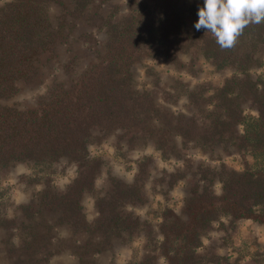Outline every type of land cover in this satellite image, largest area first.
<instances>
[{
	"label": "trees",
	"instance_id": "1",
	"mask_svg": "<svg viewBox=\"0 0 264 264\" xmlns=\"http://www.w3.org/2000/svg\"><path fill=\"white\" fill-rule=\"evenodd\" d=\"M108 2L0 0V170L19 163L48 170L62 159L77 166L63 191L44 185L34 206L19 207L17 224L0 218V229L12 225L0 242L5 258L0 264H48L64 249L78 264L88 259L96 264L95 258L123 235L141 239L145 250L129 264H157L158 258L164 264H205L197 249L214 223H264V21L250 23L234 47L222 49L211 32L194 27L204 0H129L126 10ZM97 33L104 36L101 42ZM72 42L81 43L83 55L64 63L68 81L62 82L50 70H55L51 66L58 49H69ZM184 55L190 56L186 62ZM157 58L175 72L171 93L138 87L134 66ZM201 60L231 75L215 86L177 79L187 65L199 71ZM145 73L154 80L149 85L158 84L154 69L146 67ZM47 78L45 92L32 106L4 104L23 87ZM179 97L193 110L166 106ZM245 102L254 115L244 114ZM94 130L101 138L122 132L120 138L134 147H151L160 161L176 160L182 166L169 176L163 169L153 179L148 170L156 160L143 156L132 181L109 179L98 192L94 185L102 161L88 154L97 138ZM186 149L202 158L186 178L193 184L189 196L178 208L156 211L158 222L152 223L147 212L136 214L148 202L145 188L153 181L163 194L192 169ZM235 153L243 156L240 169L220 161ZM86 197L95 210L92 221L82 205ZM62 230L69 239L60 238Z\"/></svg>",
	"mask_w": 264,
	"mask_h": 264
},
{
	"label": "rangeland",
	"instance_id": "2",
	"mask_svg": "<svg viewBox=\"0 0 264 264\" xmlns=\"http://www.w3.org/2000/svg\"><path fill=\"white\" fill-rule=\"evenodd\" d=\"M4 1L8 0H2V2ZM128 1L109 0L107 4L118 3L122 5V10H126ZM96 38L101 42L104 36L102 33H97ZM82 51L81 43L79 42H72L69 49L61 46L58 49L56 60L51 66L56 71L50 70L54 78L62 82H67L68 78L62 72V66L74 54L82 56ZM189 57V55L182 56L183 61L186 62ZM90 58L87 57L86 59L89 61ZM82 62L86 63L87 61L83 59ZM200 62L198 65L199 71L193 70L187 65L186 73L184 71H178L176 73V77L177 75L182 76L177 79L187 81L190 84L215 86L219 85L225 78L231 75V71L228 69L214 71L209 64L204 63L202 60ZM146 67L152 68L158 73L160 81H158L157 85L151 86V84H148L153 78L146 77ZM170 68L171 65L161 58L145 60L141 64H136L133 71L138 87L142 88L146 85L147 87H151L155 92H159L160 95L164 91L171 93V87L175 84V77L173 78L175 72L169 73ZM50 80V78H47L44 82L37 81L31 87H23L17 95L5 101L4 104L18 108L32 106L35 103L36 96L45 92ZM184 98L179 97L168 100L169 103L166 102V106L173 111L182 110L185 113L192 111L193 107L188 105ZM242 106L244 108V114H255L249 102L243 103ZM241 131L242 128H238V133H241ZM93 133L97 138L89 145L88 154L91 158H98L102 161L100 165L101 172L94 185L98 192L106 188L109 179L115 178L122 179L126 182L132 181L138 161L143 156L152 155L154 160H156L157 164L156 166H152L153 170L151 168L148 170L149 174H151L150 178L153 179L160 177L163 169L166 171V173H163L164 176H169L170 174L178 172V168L182 166L181 162L176 160L160 161L158 154L153 153L151 147H134L128 143L126 137L120 138L122 132H116V134L103 138H101V134L97 130H94ZM183 153L190 160H193L192 164H190L192 169L186 172L185 178L181 179L178 186L167 190L163 194L158 191V183L153 181L151 185L145 188L148 202L138 207L134 211L136 214L145 216L147 212L149 217H152V223L158 222L159 220L155 216L161 207L178 208L182 198L189 196L188 192L193 184L192 182H188L186 178L191 177V172L196 170V161L202 158L190 149H186ZM245 160L251 161L249 156H246ZM220 161L230 168L240 169L243 164V156L241 153H235L233 156L223 155ZM210 164L216 165L217 163L210 162ZM76 172L77 166L72 163L67 164L63 159L53 163L52 167L48 170H42L41 167L40 169L33 170L30 165L24 163L0 170V218L12 219L17 224L21 220H19L21 213L19 207L24 205L34 206L37 203L36 194L42 186H53L61 192L76 177ZM163 186L166 187V184H163ZM82 205L84 206L87 219L89 221L94 220L96 214L92 200L86 197ZM11 226L9 225L7 227L8 229H0V242L6 240V235L11 230ZM60 238H70L67 230L61 231ZM142 246V240L136 236L134 239L129 240L126 235H123L122 237L113 239L110 242L109 250L107 249L99 257L95 258L96 264H129L144 256L145 250L142 249ZM51 250L56 252L57 247H52ZM3 253V250H0V260L2 258V260L5 259ZM197 254L206 260L204 261L206 262L205 264H216V261H218V264H264V223L253 220H237L234 224H230L228 220L222 219L214 223L211 229L203 236L202 244L197 249ZM212 259L214 262L211 261ZM210 261L211 263H209ZM158 262L157 264H164L161 258H158ZM87 263L90 264L91 260L88 259ZM48 264L78 263L76 259L68 256V251L64 249L51 257Z\"/></svg>",
	"mask_w": 264,
	"mask_h": 264
},
{
	"label": "clouds",
	"instance_id": "3",
	"mask_svg": "<svg viewBox=\"0 0 264 264\" xmlns=\"http://www.w3.org/2000/svg\"><path fill=\"white\" fill-rule=\"evenodd\" d=\"M197 14L195 29L211 32L222 49H229L250 23L264 21V0H204Z\"/></svg>",
	"mask_w": 264,
	"mask_h": 264
}]
</instances>
